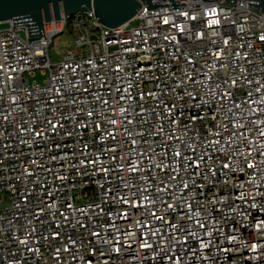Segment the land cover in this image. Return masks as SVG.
Here are the masks:
<instances>
[{
    "label": "built area",
    "instance_id": "2783aa9c",
    "mask_svg": "<svg viewBox=\"0 0 264 264\" xmlns=\"http://www.w3.org/2000/svg\"><path fill=\"white\" fill-rule=\"evenodd\" d=\"M174 3L0 28V264H264V12Z\"/></svg>",
    "mask_w": 264,
    "mask_h": 264
},
{
    "label": "water",
    "instance_id": "95a60500",
    "mask_svg": "<svg viewBox=\"0 0 264 264\" xmlns=\"http://www.w3.org/2000/svg\"><path fill=\"white\" fill-rule=\"evenodd\" d=\"M165 1L168 0H0V23L14 21V26L26 25L33 40L44 36L43 27L52 20L58 22L62 16L73 17L92 11L105 27L116 29L131 21L143 4L150 10L169 6L161 4ZM170 1L173 9H183L184 3ZM226 1L235 3V0ZM247 2L264 12V0Z\"/></svg>",
    "mask_w": 264,
    "mask_h": 264
},
{
    "label": "rangeland",
    "instance_id": "374dc122",
    "mask_svg": "<svg viewBox=\"0 0 264 264\" xmlns=\"http://www.w3.org/2000/svg\"><path fill=\"white\" fill-rule=\"evenodd\" d=\"M6 23H0V28H6ZM21 36L25 37V34L21 32ZM74 43V37L67 33L66 35H61L54 40L55 46L51 48V59L53 63L59 62L62 60V56ZM45 75L40 71L36 72L34 78H31V81H36L38 83H44Z\"/></svg>",
    "mask_w": 264,
    "mask_h": 264
},
{
    "label": "snow or ice",
    "instance_id": "6c2138e0",
    "mask_svg": "<svg viewBox=\"0 0 264 264\" xmlns=\"http://www.w3.org/2000/svg\"><path fill=\"white\" fill-rule=\"evenodd\" d=\"M225 167H227V165H225ZM249 167H251V165H249Z\"/></svg>",
    "mask_w": 264,
    "mask_h": 264
}]
</instances>
